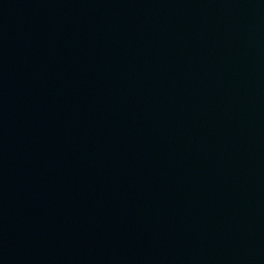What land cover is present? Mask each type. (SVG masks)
<instances>
[{"label": "water", "instance_id": "1", "mask_svg": "<svg viewBox=\"0 0 264 264\" xmlns=\"http://www.w3.org/2000/svg\"><path fill=\"white\" fill-rule=\"evenodd\" d=\"M0 264H264V0H0Z\"/></svg>", "mask_w": 264, "mask_h": 264}]
</instances>
